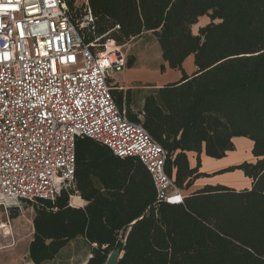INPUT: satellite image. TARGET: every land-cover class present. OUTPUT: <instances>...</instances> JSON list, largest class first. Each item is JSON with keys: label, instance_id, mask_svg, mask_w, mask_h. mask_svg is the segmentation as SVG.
<instances>
[{"label": "trees", "instance_id": "16d2710c", "mask_svg": "<svg viewBox=\"0 0 264 264\" xmlns=\"http://www.w3.org/2000/svg\"><path fill=\"white\" fill-rule=\"evenodd\" d=\"M65 1L85 43L124 46L152 34L164 63L182 73L179 82L148 90L108 81L119 111L164 149L178 189L208 177L199 173L201 155L224 158L234 138L253 142L256 162L224 171L243 172L250 189L207 185L170 204L158 201L138 158L79 138L72 187L54 201L22 202L35 211L28 259L48 264L83 238L92 253L86 264H105L113 251L122 253L118 264H264V0H87L94 20L84 29L83 7ZM205 16L210 23L195 35ZM192 55L198 70L189 77L183 64ZM188 153L197 155L195 168ZM76 195L84 208L71 206ZM17 209H9L12 218Z\"/></svg>", "mask_w": 264, "mask_h": 264}, {"label": "built area", "instance_id": "2783aa9c", "mask_svg": "<svg viewBox=\"0 0 264 264\" xmlns=\"http://www.w3.org/2000/svg\"><path fill=\"white\" fill-rule=\"evenodd\" d=\"M93 20L85 0L80 29ZM126 66L127 57L114 41L85 43L65 0H0V211L8 221L5 228L11 207L54 201L73 184L76 143L84 137L119 158H138L151 175L158 201L184 203L165 171L164 149L114 103L108 81Z\"/></svg>", "mask_w": 264, "mask_h": 264}, {"label": "rangeland", "instance_id": "374dc122", "mask_svg": "<svg viewBox=\"0 0 264 264\" xmlns=\"http://www.w3.org/2000/svg\"><path fill=\"white\" fill-rule=\"evenodd\" d=\"M84 5L85 0H76L75 2L76 8L81 9L84 7ZM208 19L209 18L207 16L202 17L197 24L201 26L204 24V21H207ZM121 49L126 55L127 61L128 59L132 58L136 59L135 57L139 54V52L144 54V59L147 62L151 61L153 64L161 59V50L159 44L152 34H146L138 40L131 41L126 45L121 46ZM126 71L127 70H124L122 73H115L112 75L114 82L117 83L116 85L121 89H125L126 87V85H124ZM133 85H136V83H133L130 86ZM235 139L242 142H238L237 147L235 145L234 151L228 152L226 156L221 159L214 160L208 158L210 161L205 160L203 162L201 172L205 175H208V177H205L206 179L220 177L226 180L224 181L222 179L221 182H225L235 189H241L246 186L245 182L234 181L232 178H226V175L232 174L234 172L222 171L224 170L223 166H225V164H227L229 161L241 162L242 164L253 163L255 162L256 158L252 152L253 142L250 139L244 137ZM227 155H229V157ZM248 179L249 178H247V180ZM67 188L70 189V186ZM71 201L73 203L81 202L79 196L77 195L71 197ZM17 210L19 211V215L16 218H12L9 214L10 224H8L6 228L3 223H8V221L5 214L0 211V264H30L29 260L27 259V255L32 236L31 220L33 217H35V211L32 206H24L23 204L22 209Z\"/></svg>", "mask_w": 264, "mask_h": 264}, {"label": "crops", "instance_id": "0c3cea01", "mask_svg": "<svg viewBox=\"0 0 264 264\" xmlns=\"http://www.w3.org/2000/svg\"><path fill=\"white\" fill-rule=\"evenodd\" d=\"M199 20H201V18ZM209 23H210V19H208L207 21H204V24L201 26H199L198 24L194 25L192 28L193 33L197 35L199 32V29L202 27H205ZM135 58L136 59L133 64V67L129 69L128 66H126V69H124V70H127L125 72L126 75H125V81H124L125 83L124 85H126L125 89L130 88L131 87L130 85L133 83H139L141 85V88L145 90L161 88L167 84L179 82L183 78L182 73L180 71L172 70L169 68L168 64L164 63L162 59V54L160 57L161 59H159L158 62H155V64H153L151 61L147 62L144 59V54H141V52H139V54L136 55ZM161 66H165L164 72L161 71ZM183 69H184L185 74L189 77H191L197 72L198 69L195 65V58L193 55L188 57L185 60L183 64ZM114 84H117V83L114 82ZM238 142H242V141H238L237 139L234 138L233 140L234 146L236 145L237 147ZM253 146L254 144H252V150H253ZM227 156L229 157V155ZM206 157L207 156L205 155V153L201 155V167L205 160L210 161V159H213V158L208 159L209 157L207 158ZM188 161H189L190 167L195 168L197 166V155L195 153H188ZM240 164L242 163L229 161L227 164H225V166H223L224 170L222 171H225L231 167L239 166ZM199 173H202L201 168H200ZM226 178H232V180L234 181L245 182L246 186L244 188H241V189L236 188V190H243V189L251 188V180L250 179L247 180V178H245L243 172L241 171H238V170L234 171V173L226 175ZM222 179L223 178H220V177H217L214 179L213 178L212 179L211 178L210 179L201 178L196 181V183L192 186V188L188 192L182 191V193L184 197L185 196L187 197L190 194L196 192L197 190L204 188L207 185H210V186L223 185V186L233 188L231 185L225 182L224 183L221 182ZM223 180L226 181L225 179ZM79 199L81 200V202L73 203L71 201V206L75 208H84L87 205V203L84 200H82L80 197ZM34 218L35 217H33L31 220L32 236H31L30 243L33 240V235H34V226H33ZM91 257H92L91 249L89 245L87 244V242L83 238H78L76 240L71 241L64 249H62L58 258L48 264H86L90 260ZM27 259H28V255H27ZM29 262L30 264H33L30 260Z\"/></svg>", "mask_w": 264, "mask_h": 264}, {"label": "water", "instance_id": "95a60500", "mask_svg": "<svg viewBox=\"0 0 264 264\" xmlns=\"http://www.w3.org/2000/svg\"><path fill=\"white\" fill-rule=\"evenodd\" d=\"M121 258H122V253H120L119 251H113L109 255V257H108V259H107L105 264H118V261Z\"/></svg>", "mask_w": 264, "mask_h": 264}, {"label": "snow or ice", "instance_id": "6c2138e0", "mask_svg": "<svg viewBox=\"0 0 264 264\" xmlns=\"http://www.w3.org/2000/svg\"><path fill=\"white\" fill-rule=\"evenodd\" d=\"M45 55H46V53H45ZM75 58H73V60H74ZM54 63H55V61H54Z\"/></svg>", "mask_w": 264, "mask_h": 264}]
</instances>
